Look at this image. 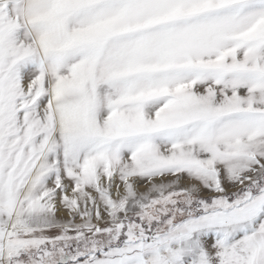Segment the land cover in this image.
<instances>
[{"label":"snow or ice","instance_id":"snow-or-ice-1","mask_svg":"<svg viewBox=\"0 0 264 264\" xmlns=\"http://www.w3.org/2000/svg\"><path fill=\"white\" fill-rule=\"evenodd\" d=\"M0 264H264V0H0Z\"/></svg>","mask_w":264,"mask_h":264}]
</instances>
